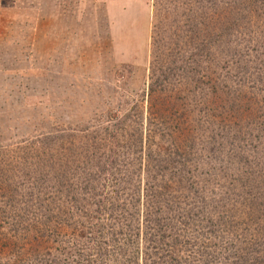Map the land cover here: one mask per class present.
I'll return each instance as SVG.
<instances>
[{"label": "rangeland", "instance_id": "374dc122", "mask_svg": "<svg viewBox=\"0 0 264 264\" xmlns=\"http://www.w3.org/2000/svg\"><path fill=\"white\" fill-rule=\"evenodd\" d=\"M112 1L111 19L101 10L78 25L53 20L57 29L78 26L76 45L64 50L58 30L53 48L44 43L28 57L11 47L9 28L34 33L43 21L18 23L11 12L0 18L9 34L0 40V147L48 136L52 154H64L67 190L85 195L82 205L119 203L117 214L99 211L96 225L104 238L113 233L118 247H130L122 259L130 263L123 264H264V174L256 166L261 160L249 163L246 151L264 149V125L257 122L264 106V0H150V7L138 1L134 12L138 3L128 11L131 0ZM92 7L79 6L84 16ZM228 126L235 138L223 131ZM70 145L76 153L68 154ZM89 156L96 165L85 171L80 159ZM105 164L106 172L97 171ZM115 165L143 177L138 188L112 183ZM3 206L2 197L0 223ZM145 222L153 226L150 235L165 240L155 242V257L144 233L137 240L129 231ZM69 229L64 239L75 242L82 232ZM33 239L15 246L20 252L0 239V264H46L45 254L31 251Z\"/></svg>", "mask_w": 264, "mask_h": 264}, {"label": "trees", "instance_id": "16d2710c", "mask_svg": "<svg viewBox=\"0 0 264 264\" xmlns=\"http://www.w3.org/2000/svg\"><path fill=\"white\" fill-rule=\"evenodd\" d=\"M250 1L253 2L256 0ZM152 90H155V88L152 87ZM163 92L162 90L160 94ZM249 109L250 107L248 110ZM260 111L259 118L261 120L257 122L261 123L263 126L264 106ZM254 118H256V116ZM228 128L229 126L227 130L223 131L232 134L231 136L235 138L234 133H237V130L232 128V126ZM175 132L178 131L171 132L172 135ZM219 135L220 134H216L215 136L218 137ZM226 138L227 134L221 136V139L224 141ZM32 141L30 146H20L18 149L0 147V200L3 197V207L5 209L3 223H0V239H2L4 243H8L13 250H18V252H20L22 248L15 246H20L19 243L22 245L25 240L35 238L31 241V251L36 256H43V254H45L44 259L47 261L46 264H123L124 261L127 262V259H122L125 255H129L127 249L129 248L130 250V247L124 244H122V247H118L119 243H115L116 239L113 238V233L112 238H104L105 233L102 235V233L99 232L101 226L96 225V220L99 219V214H97L99 211L106 209L107 211H112L117 214L118 211L122 209V206L119 203L106 206V204L103 205L100 201L96 202L97 208H91V204L87 202L82 205L83 198H85L84 194V196H81L83 191L80 192L77 190L70 193L69 190H67V187L69 188V178H65L62 174V167L64 166L62 155L64 156V154L61 152L56 155L52 154L51 139L48 136L40 140L33 139ZM214 141H216V139ZM262 148L263 147L257 150L259 152H253L251 155L249 150H246L248 151L249 157H252L249 163H253V161L258 163V161L261 160L260 164H256V166H259V174H264V149ZM74 150L75 148L70 145L68 154ZM19 155L26 156L20 161L18 159ZM51 156L53 157L51 158ZM53 158H58V161L51 163V159ZM80 160H82L84 164L82 167L85 171L90 168L93 169L94 165H96L92 164L95 162H93L90 156L89 158L87 157L86 160ZM21 165L26 169L24 170V176L17 181L16 178L21 175ZM114 168L115 169H113L110 174L112 178L109 179L112 183L116 181L118 185L124 182V184L127 183L132 185L134 189L138 188L143 177L136 176V174L127 167L121 169L119 166L115 165ZM99 169L101 170L97 171L106 172L105 170L109 168H107V164H105V166L100 165ZM113 185L115 186L116 184ZM78 186L80 185L78 184ZM81 186L83 185L81 184ZM70 187L75 186H72L70 183ZM116 189L120 188L117 187ZM12 191L18 195L17 200H14V196L11 197V194H9V192L12 193ZM149 191H151V189L147 190V195L152 194V191ZM157 191L158 190H156V193ZM87 194L89 195L88 192ZM67 195L71 198L70 201L67 200ZM65 201H68V204L70 202V205L66 203L68 205L66 206ZM118 205L120 208H118ZM89 208L91 210H89ZM70 210L74 211L70 213ZM83 211L84 213L78 214ZM69 215L76 216L73 222L70 221ZM69 227L77 236L82 232L80 238L75 239V242L64 239ZM152 227L153 226L150 225L149 222H145V224L133 223L130 225L129 231L135 232L137 240L138 237L140 239V234L144 233V240H146L148 244L153 245L149 254L155 257L154 253L156 254L155 249L157 248V246H154L156 245L155 242L157 239L159 241L165 240L161 238V235L155 238L154 234L150 235L149 229H152ZM84 235L104 239L97 240L90 237L85 241L83 240ZM171 241L172 245H174V243L178 245L176 237H173ZM26 244L27 243H23V245ZM55 249L58 250L56 251L57 254L53 252ZM221 250L222 248L218 246V248L212 252L219 253ZM47 251H50L49 254L46 253ZM139 252L140 248L137 249V256H140ZM174 256L178 257L179 254ZM160 257L162 256H156V258L153 259L158 261L157 258L160 259ZM208 259L209 258H207V260ZM5 264L9 263L5 262Z\"/></svg>", "mask_w": 264, "mask_h": 264}, {"label": "crops", "instance_id": "0c3cea01", "mask_svg": "<svg viewBox=\"0 0 264 264\" xmlns=\"http://www.w3.org/2000/svg\"><path fill=\"white\" fill-rule=\"evenodd\" d=\"M87 1L92 2L93 7H92V12L90 11L88 16H84L85 12L84 10L82 11V9L79 8V6L80 5L82 6ZM138 1L143 2L144 4H147V6L150 7V0H131L130 6L127 8L128 11L129 9L132 10L131 7L132 6L134 7V5L138 3L133 10L134 12L135 9L140 4ZM18 3L20 4L18 5ZM101 4H103L104 6L100 7ZM17 6L21 7V9L15 11L14 9L15 7L17 8ZM101 10H102L103 18L110 17L111 16L110 11H117L116 6L112 0H99L98 2L96 0H0L1 19H4L3 15L5 13L11 12L15 16V21L18 23H25L24 19L36 18V17L40 18L39 19L40 22L43 21L44 27L36 26L34 30L37 31L34 33H29L33 35V37H30L29 34L26 33V28L23 26L20 27L15 26L13 30L9 28L13 33V36L11 38L9 37L8 41L12 44L11 47L14 48L16 52H19L20 57H28L34 51L36 50L40 51L42 49L40 45L44 43L45 46H47L48 48H53V43H54L53 36L55 34V31L58 30L60 31V33L58 34L62 37V38L60 37V42L61 44H64L66 41L68 46H66L64 50H68L70 43L75 44L76 42L77 33H74V30L78 28L77 20H83L85 17H89V16H90L89 18L92 19L98 18L100 16ZM142 10H145L144 6ZM12 11H15L17 13ZM20 13H22L23 16ZM140 15H144V14L141 13ZM120 17L121 16H119V18ZM69 18H72V20L77 24V25L75 24V26H72V27H76V29L71 30V28H68L67 26L69 23L67 24L63 23L65 27H61L57 29L56 26L59 23L58 22L55 23V21L53 20L60 19L62 21ZM147 20L148 17L147 18L145 17V20H143V22L147 23L148 22ZM82 27L83 26H81V28ZM6 31H7V27L5 26L2 27L0 25V40L4 39L3 35ZM6 35L8 36L9 34ZM42 37L43 38L45 37V40L43 39V41L40 42V39ZM0 46L2 47L1 43Z\"/></svg>", "mask_w": 264, "mask_h": 264}]
</instances>
